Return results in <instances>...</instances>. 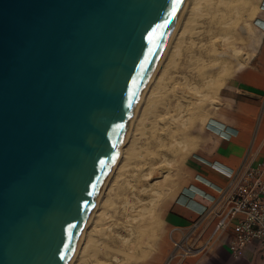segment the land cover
<instances>
[{"label": "water", "instance_id": "obj_1", "mask_svg": "<svg viewBox=\"0 0 264 264\" xmlns=\"http://www.w3.org/2000/svg\"><path fill=\"white\" fill-rule=\"evenodd\" d=\"M182 2L0 0V264H67Z\"/></svg>", "mask_w": 264, "mask_h": 264}, {"label": "rangeland", "instance_id": "obj_2", "mask_svg": "<svg viewBox=\"0 0 264 264\" xmlns=\"http://www.w3.org/2000/svg\"><path fill=\"white\" fill-rule=\"evenodd\" d=\"M197 1L179 43L166 44L165 55L176 48L171 57H164V62L170 57L166 77L160 82L147 77L142 86H153L159 95L154 93L150 110L141 106L144 117L136 131L135 152L129 154L130 164L121 175L123 184L111 190L100 231L80 264H163L167 256L170 242L162 209L180 189L194 134L218 101L231 54L240 59L246 46L250 0ZM187 15L186 10L179 24Z\"/></svg>", "mask_w": 264, "mask_h": 264}, {"label": "crops", "instance_id": "obj_3", "mask_svg": "<svg viewBox=\"0 0 264 264\" xmlns=\"http://www.w3.org/2000/svg\"><path fill=\"white\" fill-rule=\"evenodd\" d=\"M248 12L241 58L231 54V69L218 101L194 134L180 189L162 209L170 246V229L186 226L203 204L211 203L217 188L226 184L229 168L264 158V0H250ZM221 126L233 134L224 136ZM231 237L229 227L203 256L189 257L182 264H264V242L254 240L233 253Z\"/></svg>", "mask_w": 264, "mask_h": 264}, {"label": "built area", "instance_id": "obj_4", "mask_svg": "<svg viewBox=\"0 0 264 264\" xmlns=\"http://www.w3.org/2000/svg\"><path fill=\"white\" fill-rule=\"evenodd\" d=\"M219 130L226 137L233 134L224 126ZM228 172L226 184L217 188L211 203L203 204L186 226L170 229L171 246L163 264L203 256L229 227L233 253L254 240L264 242V158L256 163L244 161Z\"/></svg>", "mask_w": 264, "mask_h": 264}, {"label": "bare ground", "instance_id": "obj_5", "mask_svg": "<svg viewBox=\"0 0 264 264\" xmlns=\"http://www.w3.org/2000/svg\"><path fill=\"white\" fill-rule=\"evenodd\" d=\"M197 2H199V1H197V0H185V3H184V0H183L182 5L180 6L178 14H177L178 17L176 16L174 22L170 26V29L168 31V34H167L166 38H165L164 44L162 46V49L160 50V52L158 54V57H157L156 61L154 62L153 66H152V68L150 70V73L148 75V80H150V78L152 77L153 78L152 80L155 79L157 82H160L164 78V76H165V74L167 72L168 61H170V57H171L170 55H172L173 51L176 49V48L173 49V51L170 50V51H172V53L171 54L169 53V55H168V52H167V54L165 55L164 51L167 48L166 44L168 45L169 42H170L171 44H173L171 47H173L177 43H179L180 38L182 37L183 32L185 31V27H187L186 25H189L188 23L190 21V16H192L193 15L192 13L194 12L193 10H196L194 8H195V4H197ZM187 3L188 4L191 3V6L188 7ZM196 7H198V6H196ZM186 10L188 12L187 18L184 20L183 24H182V22H181V24H179L180 16ZM248 13L252 14L250 12H248ZM167 56H170V57H168V60L166 62H164V57L166 58ZM217 81L220 82L219 79ZM216 82H215V84H216ZM155 84H156V82H155ZM160 86H161V84H160ZM155 92H156V94L159 95V93H157V91L154 90L153 86H152V88H150V87H147V89L143 88L142 91L140 92V95L138 96L137 101L134 103L133 110H132L130 116H128L129 118H127V120L125 122V126H124V130H123L121 139L118 142V144L116 145L117 153H116V155L114 157V160L111 163L110 169L108 170V172L106 173V175L102 179V182L99 185L98 190L96 191V193L94 195L93 204H92L90 210L88 211V213H87V215L85 217V220L83 222V225L81 227L79 235H78V237L76 239V242H75V244L73 246V249H72V251L70 253V256L68 258L67 264H74L75 261L78 260V259H79L78 262H76L75 264H80V261H81L82 257L86 256L87 249L90 248V246H89L91 244L90 242L94 240V236H95L94 234L97 233L98 231H100L99 229H100V227L102 225L101 223H103L102 221H103V218L105 217V214H106V210H105L106 207H107L106 205H107V203L109 204V202H107L108 199H109L108 196L110 195L111 190H113V188L120 182V179L122 177L121 175H123L124 171H126L125 169L127 168V165L130 162V159L128 160V158L131 155L129 156V154H131L132 151L135 152L134 151L135 141H136V139L138 137L137 136L138 133L136 131L138 130L137 129L138 125H140L139 123H140L141 118L144 117V115H143V117H141V114L144 113V111H145L144 110L142 112L143 109L141 110V106L143 104H145L143 108H145L146 111L150 110L151 106L153 105L152 104L153 101H152L151 98L154 97V95H155L154 93ZM162 95H163V93H162ZM155 104H157V103H155ZM142 121H144V120H142ZM140 127H142V126H140ZM138 132H140V130H138ZM187 149L188 148H186L185 150H187ZM183 152H182V154H183ZM179 156H181V155H179ZM121 182H122V180H121ZM122 184H123V182H122ZM121 185H119V186H121ZM110 200H112V198ZM110 204H111V201H110ZM88 227H89V229H88ZM99 238L100 237H98V239ZM96 240H95V242H97ZM92 244L96 245L97 243L96 244L92 243Z\"/></svg>", "mask_w": 264, "mask_h": 264}, {"label": "snow or ice", "instance_id": "obj_6", "mask_svg": "<svg viewBox=\"0 0 264 264\" xmlns=\"http://www.w3.org/2000/svg\"><path fill=\"white\" fill-rule=\"evenodd\" d=\"M162 25H158L157 27H161ZM156 33V29H153V32L149 34V38H151Z\"/></svg>", "mask_w": 264, "mask_h": 264}]
</instances>
